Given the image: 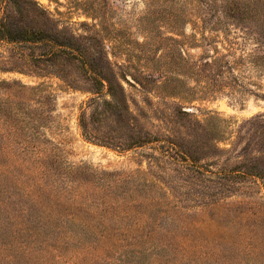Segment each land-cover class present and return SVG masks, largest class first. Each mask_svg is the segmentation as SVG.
Listing matches in <instances>:
<instances>
[{
	"label": "rangeland",
	"instance_id": "374dc122",
	"mask_svg": "<svg viewBox=\"0 0 264 264\" xmlns=\"http://www.w3.org/2000/svg\"><path fill=\"white\" fill-rule=\"evenodd\" d=\"M41 10L86 67L34 60ZM4 19L29 40L0 38V264H264V0Z\"/></svg>",
	"mask_w": 264,
	"mask_h": 264
},
{
	"label": "trees",
	"instance_id": "16d2710c",
	"mask_svg": "<svg viewBox=\"0 0 264 264\" xmlns=\"http://www.w3.org/2000/svg\"><path fill=\"white\" fill-rule=\"evenodd\" d=\"M41 15L43 16V18H45L43 22V27H41L39 31H37L38 34H34L36 36V39H34V41L32 42H38L39 44H41L42 47L45 46L46 51L41 53L38 57H35L34 60L37 61V59L39 58V60L42 59L43 61L45 60L48 61V59L50 60L61 59L63 56H69L72 59H78L85 66L86 63L84 62L85 60L84 54L81 53L80 51H77L80 49L78 47L75 48L73 43L69 41H63L60 38V35H62L61 29H59L58 25L55 24V21L49 17L46 11L41 10ZM10 22L8 23L6 19L0 20V38H4V39H7L13 42H27L29 40L28 37L16 39V38H13L12 35H10L11 25H13ZM95 77L98 78L97 76ZM99 78H100L99 85H101L102 88H98V90L106 89L104 87L105 85L102 84L103 78L101 77ZM106 87H107L106 90L110 92L111 87L109 86V84L106 85ZM82 127L85 130V127L83 125ZM219 175H222L225 177L230 176V174L227 172H221ZM240 176H244V175H240Z\"/></svg>",
	"mask_w": 264,
	"mask_h": 264
}]
</instances>
